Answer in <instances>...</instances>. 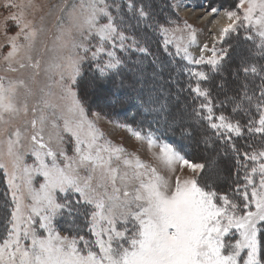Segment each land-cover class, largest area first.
I'll return each instance as SVG.
<instances>
[{
  "label": "snow or ice",
  "instance_id": "1",
  "mask_svg": "<svg viewBox=\"0 0 264 264\" xmlns=\"http://www.w3.org/2000/svg\"><path fill=\"white\" fill-rule=\"evenodd\" d=\"M6 6L24 7L23 4ZM28 6H31V0ZM66 6L65 0L60 10L64 11ZM122 7L120 0H90L87 5H73L65 13L78 29L81 40L73 43L72 47L77 51L65 64L50 65V69L59 74L56 83L60 86L59 100L63 104L44 98L39 101L45 108L53 109V115L59 110L58 119L62 124L52 120L51 128L55 132H50L45 141L48 117L41 111L38 118L30 121L34 132L30 136L33 146L29 151H18L22 133L17 128L7 140L11 170L0 162L11 194L10 211H5L0 224L5 233L0 242V264H264L259 239L264 232V150L243 153L245 160L252 161L254 166L250 173L245 172V183L233 190L240 198L237 202L227 194L218 193L211 181L200 175L204 164L191 163L173 145L158 140L155 133L142 134L130 125H121L136 140L146 141L149 149L158 147L156 158L170 173H175V166L179 164L196 175L183 178L178 175L173 184L171 176L162 175L139 156L107 139L98 127L99 113H92L90 117L78 93V81L83 77L82 65L90 62L96 79L106 81L123 66L115 50L117 47L121 50L130 47L149 54V48L140 40L125 34L124 28L131 25L125 23ZM78 8L84 14L82 22L76 15ZM127 8L139 17L137 24L150 18L149 5L143 0L139 5L135 0H128ZM237 8L243 15L227 11L232 23L223 28L222 38L238 27L254 30L260 38L259 55L264 56V0H238ZM23 16L21 11L18 16L10 17L18 27L22 25L21 31L9 38L12 50L5 57L9 61L8 70L13 72L17 69L11 66V61L20 49L17 39L23 35L30 50L37 36V30L24 22ZM160 30L165 36L169 31L163 25ZM63 31L61 25V36L57 39L62 38ZM246 38L253 39L251 35ZM128 40L131 44L126 46ZM190 41H196L194 32ZM170 42L165 39V44ZM207 50L205 45L202 51ZM180 51L181 47L177 45V54ZM211 51L212 56L207 59L203 55L194 59L187 47L183 48L184 58L190 64L206 63L218 71L221 57L217 56L215 48ZM22 59L29 63L16 61L20 69L26 66L40 68L39 60L32 62L30 51ZM159 70L163 71V68ZM237 71H242L245 77L260 78L254 86L247 80L241 81L238 98H226L235 103L233 112L249 115L255 108L258 120L249 118L244 126L239 121L231 122L223 114L215 117L218 123L214 122L210 89L200 85V81L210 82L211 76L203 71L191 72L198 78L191 91L207 101L200 104V109H206L207 115L202 116L197 111V116L216 131L217 139L224 137L230 141L232 135L241 137L245 127L249 134L264 136V68L251 65ZM38 74L34 73L33 79ZM233 75L235 77L236 73ZM219 87L223 89L224 84ZM19 88L25 89L26 97L32 95L24 80L5 83V78L0 77V124L10 122L5 119L6 115L10 118L21 112L27 115V98L22 104L17 103ZM224 103L220 102L221 106ZM245 103L248 107H244ZM36 111L33 107L32 112ZM182 134L191 136L192 132L185 129ZM53 140L58 145L56 149L50 146ZM209 141L207 137L203 140L211 146ZM69 142L72 143V155H68L65 147ZM29 154L35 158L32 164L24 162V157ZM82 170L87 174L82 175ZM257 174L258 183L253 179ZM118 181L120 186H117ZM3 207L7 209L9 205L5 203ZM78 217L83 218V224L78 222ZM61 222L69 234H60ZM88 234L95 239H89ZM245 250L246 255L242 257Z\"/></svg>",
  "mask_w": 264,
  "mask_h": 264
},
{
  "label": "rangeland",
  "instance_id": "2",
  "mask_svg": "<svg viewBox=\"0 0 264 264\" xmlns=\"http://www.w3.org/2000/svg\"><path fill=\"white\" fill-rule=\"evenodd\" d=\"M127 2L128 0H120L125 23L131 25V27L124 28L125 34L135 36L140 40L143 45L149 48V54L145 55L130 47L127 50L117 47L115 50L122 59L123 66L117 73L111 74L106 81L98 80V83L92 81L94 75L91 70L92 64L85 62L82 65L83 77L78 81V93L80 96L79 86L83 83L82 91L87 99V103H84L90 117L92 113H99L98 127L105 133L107 139L114 145L122 146L128 152L139 156L141 160L157 168L162 175L171 176L173 184L178 175L181 178L196 175L187 167L181 168L179 164L175 166V173H170L156 158L159 154L158 147L149 149L146 141L136 140L131 132L121 125H130L131 128L141 131L142 134H146L148 131L155 133L158 140L173 145L191 163L204 164L205 168L200 175L205 180L211 181L213 188L218 193L227 194L239 202L240 198L234 195L233 190L237 185L242 186L245 183V172L250 173L251 167L254 166L252 161L245 160L243 153L264 150V136L249 134L245 127L244 135L241 137L232 135L230 141L224 137L217 139L216 131L209 127L206 120L197 116V111L201 112L202 116L207 115L206 109H200V104L207 101L203 97H197L196 93L191 91L198 81V78L191 75V72L203 71L211 76L210 82L200 81V85L202 88L210 89L214 122H219L215 120V117L221 114L233 123L239 121L242 126L247 124L249 118L258 120L255 108L250 110L249 115H245L242 111L233 112L235 103L226 98L232 96L238 98L237 89L241 81L247 80L253 86L260 82L259 77L251 75L245 77L242 71H237L242 66L255 65L258 69L264 68V56L259 55L260 49L257 47L260 38L255 35L254 30L245 27H238L235 32H230L222 38L223 28L232 23L226 15L227 11H237L239 15H243V11L237 8L238 0H143L145 4L149 5L150 18L139 24H137L139 17L134 16L133 12L128 10ZM135 2L139 5L141 0H135ZM80 3L87 5L90 0H66L67 6L64 11H61L60 7L65 5V0H31V6H28L29 0H0V77L5 78V83L9 80L22 79L32 90V95L26 97L25 89H18V105L27 98L29 106L27 115L23 112L11 118L6 115L5 119L10 122L0 124V162L8 165L9 170H11V161L7 155V140L15 129L19 128L22 133L18 151L24 153L33 146L30 136L34 130L30 121L33 118H38L41 111L48 117L45 124V141L48 140L50 132L53 134L55 132L51 128V121L56 120L57 123L62 124V121L58 119L60 111L56 110V114L53 115V109L45 108L39 101L44 98L57 104H63L59 100L60 86L56 83L59 80V74L54 69H50V65L65 64L67 58L75 55L77 51L72 45L74 42H80L81 37L78 29L73 26L65 13L73 5ZM8 4H23L24 7L22 9L7 7ZM213 9L218 11L213 12ZM21 11L24 13L23 21L30 23V27L37 30V36L30 50L27 47L29 42L23 38V35L17 39L16 43L20 49L11 61V66L17 69L13 72L8 70L9 61L5 57L12 50L9 38L20 32L22 25L18 27L10 17L18 16ZM113 14L115 15V12ZM76 15L82 22L84 14L79 8ZM213 21H216L217 24ZM61 25L64 30L63 36L61 39H57L58 36H61ZM161 25L169 29L166 36L160 30ZM193 32L196 36L195 43L190 41ZM249 35L253 39H247L246 37ZM165 39L171 42L165 44ZM125 44L126 46L131 44V40L126 41ZM177 45L181 47L179 54H177ZM205 45L208 46V50L202 51ZM184 47H187L188 53L194 59H199L202 55L206 59L211 57V50L215 48L217 56L221 57L219 70L214 71L206 63L190 64L184 58ZM222 49L226 52H222ZM29 51L33 63L37 60L40 61L39 69L27 66L23 69L19 68V64L16 62L18 60H22L25 65H28L29 62L22 58ZM160 67L163 68V71L159 70ZM87 71L91 72V77L89 81H84ZM36 72L39 74L35 75L33 79ZM234 72L236 73L235 77ZM221 83L224 84L223 89L219 87ZM48 92L54 93V95L47 96ZM186 92L188 93L184 95ZM80 98L83 100L81 96ZM222 101L225 102L223 106L220 104ZM33 107L37 109L35 113L32 112ZM244 107H248L247 103L244 104ZM174 120L176 123H173ZM165 128L170 129L171 135H173V129L177 128L175 135L178 133L177 136L181 137L183 143L189 144V147L190 144H193L195 155L188 156V152L181 149L180 145L166 139L162 135ZM3 129H7V131H2ZM185 129L190 130L192 135L182 134ZM205 137L210 138L211 146H207L203 142ZM12 138L14 139V137ZM66 139L70 138L66 137ZM216 143H219L220 146L217 147ZM233 145H235V150ZM50 146L54 149L58 147L55 140ZM65 147L68 155H72V143H67ZM238 157L239 163L237 162ZM34 159L29 154L24 157V162L32 164ZM0 170L3 171V169ZM81 174L86 175L87 173L82 170ZM253 179L258 183L259 174L255 175ZM4 186L8 191L11 205V194L6 176L4 177ZM117 186H120L119 181ZM101 191L103 190L101 189ZM109 191H111L110 188ZM250 191L251 189H249ZM8 211H10V207ZM2 212L0 207V220H2ZM78 222L83 224V218L78 217ZM59 230L61 235L69 234L62 222L59 225ZM88 238L95 239L90 234H88ZM259 239L261 254L264 256V232L260 234ZM94 250L98 251V249ZM245 255L246 250L245 253H242V257Z\"/></svg>",
  "mask_w": 264,
  "mask_h": 264
},
{
  "label": "trees",
  "instance_id": "3",
  "mask_svg": "<svg viewBox=\"0 0 264 264\" xmlns=\"http://www.w3.org/2000/svg\"><path fill=\"white\" fill-rule=\"evenodd\" d=\"M90 77H91V72L87 71V73L85 75V80L84 81H89L90 80ZM92 81H97V83H98V80L96 79V77H94V75H93V80ZM82 84L79 86V91H80V94H81L80 96L83 98L84 102L87 103L86 96H85L84 92L82 91ZM187 93L188 92L184 93V95L187 94ZM176 129L177 128L173 129V135H171L170 134V129L169 128H165V131L162 133V135L166 139H168L169 141L173 142L174 144L180 145L181 149H183L184 151H187L188 152V156L192 157L193 155H195L194 153L196 152L194 145L193 144H190V147H189V144L183 143L181 141V139H180L181 137L180 136H177L178 133H177V135H175V130ZM215 145L217 147L220 146L219 143H216ZM4 177H5V175H4L3 171L0 170V207L3 210L2 215H1L2 220H0V224H2V222H3V218H4L5 211H8L9 210V207H10L9 194H8V191L6 190V188L4 186ZM5 203H7L9 205V207L7 209H5L3 207L5 205ZM4 235H5V233H4L3 227H0V240L4 237Z\"/></svg>",
  "mask_w": 264,
  "mask_h": 264
},
{
  "label": "bare ground",
  "instance_id": "4",
  "mask_svg": "<svg viewBox=\"0 0 264 264\" xmlns=\"http://www.w3.org/2000/svg\"><path fill=\"white\" fill-rule=\"evenodd\" d=\"M210 19H211V18H210ZM207 20H208V18H207ZM213 20H215V19H213ZM213 22H214V21H213ZM215 22H216V21H215ZM215 22H214V23H215ZM226 22H227V21H226ZM221 23H222V22H221ZM215 24H217V22H216ZM219 25H220V24H219ZM224 25H226V23H224ZM226 26H227V25H226Z\"/></svg>",
  "mask_w": 264,
  "mask_h": 264
}]
</instances>
